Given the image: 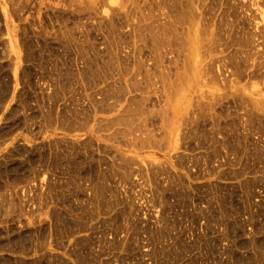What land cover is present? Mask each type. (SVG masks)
<instances>
[{
	"label": "rangeland",
	"instance_id": "1",
	"mask_svg": "<svg viewBox=\"0 0 264 264\" xmlns=\"http://www.w3.org/2000/svg\"><path fill=\"white\" fill-rule=\"evenodd\" d=\"M263 220L264 0H0V264H264Z\"/></svg>",
	"mask_w": 264,
	"mask_h": 264
},
{
	"label": "bare ground",
	"instance_id": "2",
	"mask_svg": "<svg viewBox=\"0 0 264 264\" xmlns=\"http://www.w3.org/2000/svg\"><path fill=\"white\" fill-rule=\"evenodd\" d=\"M9 45H10V47L8 46V48H9V51L11 52V54L12 55H14L15 56V58H16V50H15V46H14V43L13 42H9ZM18 54V53H17ZM13 56V57H14ZM18 59V58H17ZM55 126V125H54ZM54 126H52V127H54ZM56 127V126H55ZM264 221V220H263ZM251 241V240H250ZM254 242V241H253ZM251 243V242H250ZM250 243H249V245H250ZM256 242H254V244H255ZM253 244V243H252ZM264 260V259H263ZM258 262H261V261H258ZM251 263V261L250 260H246V261H243V264H250ZM252 264V263H251Z\"/></svg>",
	"mask_w": 264,
	"mask_h": 264
}]
</instances>
